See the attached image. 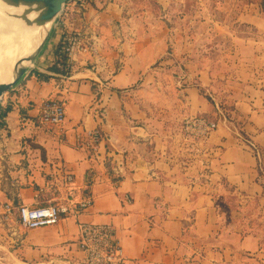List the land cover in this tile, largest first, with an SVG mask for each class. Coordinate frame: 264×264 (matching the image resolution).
Returning a JSON list of instances; mask_svg holds the SVG:
<instances>
[{
	"label": "crops",
	"instance_id": "obj_1",
	"mask_svg": "<svg viewBox=\"0 0 264 264\" xmlns=\"http://www.w3.org/2000/svg\"><path fill=\"white\" fill-rule=\"evenodd\" d=\"M131 8L123 0L66 7L34 69L10 91L0 213L6 203L47 205L66 174L76 197L90 194L93 204L34 230L0 222V264H82L81 223L112 226L127 264L264 263L248 214H264V85L220 81L200 39L177 33L170 19L143 22ZM67 31H85L94 45L65 80L53 63ZM53 97L67 106L62 129L38 122ZM199 116L219 123L202 140L183 132L185 119ZM95 129L97 154L76 147Z\"/></svg>",
	"mask_w": 264,
	"mask_h": 264
},
{
	"label": "rangeland",
	"instance_id": "obj_2",
	"mask_svg": "<svg viewBox=\"0 0 264 264\" xmlns=\"http://www.w3.org/2000/svg\"><path fill=\"white\" fill-rule=\"evenodd\" d=\"M73 3L75 0H70L65 8L72 7ZM123 6L132 7L130 14L144 15L143 19L140 18L143 22L150 24L154 21L168 22L170 19L173 25L177 23V33L181 34L182 31L200 39L199 48L208 56L207 62L220 81L241 78L264 85V0H123ZM185 22L187 26H182L180 30L179 23ZM3 35L5 33L1 32L2 47L6 41L1 38ZM10 46L5 54L2 52L6 57L5 64L14 54ZM34 64L28 66L29 72L34 69ZM9 93L3 97L1 106H8ZM2 132H5V122L1 118L0 144L3 141ZM1 152L3 146L0 145ZM3 166L0 164L1 169ZM261 168L264 180V160L261 161ZM248 214L253 217L249 227L261 240L264 255V214L256 215L253 211ZM1 258H4L2 254ZM259 259L256 258L257 261Z\"/></svg>",
	"mask_w": 264,
	"mask_h": 264
},
{
	"label": "built area",
	"instance_id": "obj_3",
	"mask_svg": "<svg viewBox=\"0 0 264 264\" xmlns=\"http://www.w3.org/2000/svg\"><path fill=\"white\" fill-rule=\"evenodd\" d=\"M91 0H75L76 5L85 8ZM65 9V8H64ZM93 39L85 31H67L56 49L53 66L56 76L69 79L74 69L75 57L93 48ZM38 122L43 127L62 129L67 122V106L59 98L45 99L39 106ZM219 126V123L205 116L187 118L183 123V132L196 139H205ZM102 134L95 129L87 134V140H79L76 147L89 149L97 154ZM89 171L87 186L93 181ZM64 191L57 187L59 194L47 205L29 207L6 203L1 207L0 222L17 223L25 230L57 225L63 218L78 217L93 204V197L85 194L78 199L74 194V177L63 176ZM119 183L117 179L115 185ZM79 248L83 253L82 264H127L124 250L117 238L115 229L110 225L80 224Z\"/></svg>",
	"mask_w": 264,
	"mask_h": 264
},
{
	"label": "water",
	"instance_id": "obj_4",
	"mask_svg": "<svg viewBox=\"0 0 264 264\" xmlns=\"http://www.w3.org/2000/svg\"><path fill=\"white\" fill-rule=\"evenodd\" d=\"M70 0H1L7 7L16 8L19 13L4 14L5 18L18 21L29 28H41L48 24V33L40 46L31 54L17 60L13 69V78L0 84V102L5 94L16 87L29 73L28 65L33 64L45 48L52 30ZM31 15H35L31 18Z\"/></svg>",
	"mask_w": 264,
	"mask_h": 264
},
{
	"label": "bare ground",
	"instance_id": "obj_5",
	"mask_svg": "<svg viewBox=\"0 0 264 264\" xmlns=\"http://www.w3.org/2000/svg\"><path fill=\"white\" fill-rule=\"evenodd\" d=\"M17 11L21 10L7 7L0 0V27H2L0 34L1 32L5 33L1 38L6 39L4 47H2V43L0 44V84L8 83L12 80L13 69L17 60L31 55L43 42L50 27V24H48L41 28H29L18 21H12L3 16L4 14L19 13ZM34 16L31 15V18ZM9 46L14 51V54L10 57L9 62L5 64L4 60L6 57L2 52L5 54ZM27 65L30 66L31 64Z\"/></svg>",
	"mask_w": 264,
	"mask_h": 264
},
{
	"label": "trees",
	"instance_id": "obj_6",
	"mask_svg": "<svg viewBox=\"0 0 264 264\" xmlns=\"http://www.w3.org/2000/svg\"><path fill=\"white\" fill-rule=\"evenodd\" d=\"M11 110H12L11 107L5 108V107L0 105V118L7 117L8 113L11 112ZM15 205H18V204H15Z\"/></svg>",
	"mask_w": 264,
	"mask_h": 264
}]
</instances>
